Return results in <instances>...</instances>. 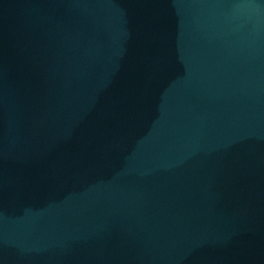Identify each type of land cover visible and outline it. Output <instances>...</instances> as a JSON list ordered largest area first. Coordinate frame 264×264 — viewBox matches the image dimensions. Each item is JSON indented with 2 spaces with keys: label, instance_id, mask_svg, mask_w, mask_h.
<instances>
[{
  "label": "water",
  "instance_id": "1",
  "mask_svg": "<svg viewBox=\"0 0 264 264\" xmlns=\"http://www.w3.org/2000/svg\"><path fill=\"white\" fill-rule=\"evenodd\" d=\"M0 264H264V0H0Z\"/></svg>",
  "mask_w": 264,
  "mask_h": 264
}]
</instances>
